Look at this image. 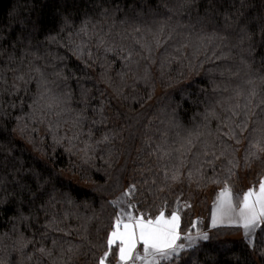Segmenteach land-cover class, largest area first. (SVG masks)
<instances>
[{"label": "trees", "instance_id": "1", "mask_svg": "<svg viewBox=\"0 0 264 264\" xmlns=\"http://www.w3.org/2000/svg\"><path fill=\"white\" fill-rule=\"evenodd\" d=\"M262 28L264 0H0V264H116L130 208L208 234L160 264H264V225L203 226L264 179Z\"/></svg>", "mask_w": 264, "mask_h": 264}, {"label": "snow or ice", "instance_id": "2", "mask_svg": "<svg viewBox=\"0 0 264 264\" xmlns=\"http://www.w3.org/2000/svg\"><path fill=\"white\" fill-rule=\"evenodd\" d=\"M261 31L264 32V28ZM236 108H240V105H236ZM232 115L244 117L236 123V127L242 131L246 130L248 113L232 111ZM229 138L234 137L230 136ZM172 178L177 179L175 175ZM224 221H227L229 225L241 228L248 245L254 247L253 237L257 230L264 225V179L259 181L258 188L255 186L249 188L242 194V197H237L235 200L230 187L225 186L219 192L212 213V227H216L218 223ZM180 227L179 210L173 211L170 216L161 211L154 218L144 215L136 216L130 211H122L107 236V247L110 251L114 247L118 248V252L114 254L117 255L119 264H136L137 261H141L142 264H160L161 261L178 259L182 252L192 247L195 240H209L207 233L199 232L196 237H193L191 232L182 237ZM182 240H186L187 245L182 243ZM138 245L143 246V255L136 251ZM40 251L43 252L44 249H40ZM261 255H264V252ZM107 259L108 252H105L99 260V264H105Z\"/></svg>", "mask_w": 264, "mask_h": 264}, {"label": "rangeland", "instance_id": "3", "mask_svg": "<svg viewBox=\"0 0 264 264\" xmlns=\"http://www.w3.org/2000/svg\"><path fill=\"white\" fill-rule=\"evenodd\" d=\"M157 92H160V90L157 91ZM73 180L79 183V181L76 178H73ZM215 204H216V200L209 207L208 214L206 216V220H205L204 225H203L204 226V230L207 231V232H210V231H212V230H214V229H216L218 227L232 226V225H229V223L227 221H224L223 223H218L216 227H212V213H213V209L215 207ZM129 211L131 212V208L128 209L127 212H129ZM232 227H236V226H232ZM241 234L243 235V230L242 229H241ZM136 251L138 253H140L141 255H143V246L142 245H138ZM116 264H119V261ZM136 264H142V262L141 261H137Z\"/></svg>", "mask_w": 264, "mask_h": 264}]
</instances>
